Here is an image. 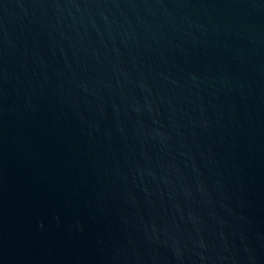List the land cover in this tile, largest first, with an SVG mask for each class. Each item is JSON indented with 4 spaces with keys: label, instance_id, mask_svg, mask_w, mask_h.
I'll return each mask as SVG.
<instances>
[{
    "label": "water",
    "instance_id": "1",
    "mask_svg": "<svg viewBox=\"0 0 264 264\" xmlns=\"http://www.w3.org/2000/svg\"><path fill=\"white\" fill-rule=\"evenodd\" d=\"M0 264H264V0H0Z\"/></svg>",
    "mask_w": 264,
    "mask_h": 264
}]
</instances>
